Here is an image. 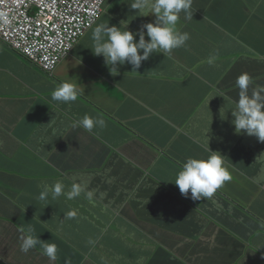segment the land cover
<instances>
[{"label": "crops", "instance_id": "crops-1", "mask_svg": "<svg viewBox=\"0 0 264 264\" xmlns=\"http://www.w3.org/2000/svg\"><path fill=\"white\" fill-rule=\"evenodd\" d=\"M195 1L197 13L189 21L183 19L181 27L198 31L205 39L202 78L222 68L237 70L250 61L263 71L264 84V61L259 58L264 56V0ZM150 14L139 20H150ZM56 74L77 84V96L85 97L88 104L54 102L51 94L60 79L45 76L0 41V264H40L41 253L20 250L19 227L31 224L35 235H49L71 220H63L70 210L77 212L76 217L100 215L120 230L125 243L111 249L119 252L118 264H148L151 260L152 264H264V146L230 132L217 151L231 164L234 181L229 185L225 181L210 198L193 201L181 197L167 176H174L189 158L188 138L177 131L164 133L160 126L164 120L161 111L187 106L176 89L168 91L169 106L162 105L161 93L152 87L124 98L141 78L125 70L112 76L102 61L91 66L66 61ZM23 100L30 101L28 108ZM96 107L115 111L116 130L126 141L98 157L80 176L55 175L34 154L26 167L25 161L13 157V146L23 144L21 139L31 134L36 142L44 135L45 128L33 122L37 111L48 122L65 112L63 123L72 125L85 114L96 113ZM134 127L155 135L152 147L141 157L127 140ZM83 133L77 127V135ZM86 141L76 138L74 152L89 155L92 145ZM3 145L12 147L3 151ZM26 168L29 172L20 178L19 172L25 175ZM52 179L69 189L80 183L94 192V199L89 201L82 193L71 201L52 199L51 195L38 200L41 189L31 183L40 186ZM93 252H70L68 260L72 264L106 262L104 257L95 258Z\"/></svg>", "mask_w": 264, "mask_h": 264}, {"label": "clouds", "instance_id": "clouds-1", "mask_svg": "<svg viewBox=\"0 0 264 264\" xmlns=\"http://www.w3.org/2000/svg\"><path fill=\"white\" fill-rule=\"evenodd\" d=\"M191 7L197 13L196 1L194 4L192 0H89L84 8V22L73 25L74 35L64 42L53 37L27 49H19L4 40L0 41L37 66L45 76L60 79L51 94L56 103L79 102L77 84L64 81L56 74L66 61L71 60L79 66H91L102 61L112 76L119 75L120 70L138 74L141 81L129 95H123L124 98L148 87L155 88L154 84L163 82L169 84L167 88H155L161 95L176 89L187 100V106L161 111L164 120L160 126L164 133L177 131L188 138L186 149L189 158L181 163L173 184L185 198L199 201L212 197L225 181L229 185L235 179L231 164L217 151L224 136L234 131L264 146V84L256 85V72L250 61L237 70L229 69V73L222 68L209 78H202L197 71L202 67L205 39L200 32L181 27L184 19L181 15ZM33 11L38 13L39 8L34 7ZM148 13H151L150 20H139ZM186 20L189 21V16ZM89 35L91 40L82 43ZM259 58L264 61V56ZM173 65L178 70H174ZM168 67L174 70L173 76L168 73ZM207 103L213 105L212 115L203 112ZM23 104L30 106V101L23 100ZM114 113L111 108L96 107V113L85 114L74 120L72 125H66L62 117L56 123L48 122L37 111L33 122L45 128L44 135L35 142L29 134L21 145L38 153L35 155L55 175L78 177L93 166L98 157L115 151L117 143L126 141L125 135L116 130L118 121ZM71 127L82 128L88 134L86 142L92 145L89 155L75 153L73 142L62 140L61 136L69 134ZM131 130L127 137L128 144L141 157L152 147L155 135L141 127ZM30 140L32 145L28 144ZM49 150L55 151L51 158L52 153L47 154ZM32 184L41 189L37 197L40 201H45L49 195L52 199L65 197L71 201L82 193L87 200L94 199V192L86 190L80 183H73L70 189L55 179L40 186ZM155 211L164 226L166 223L162 215L158 209L155 208ZM76 216L75 210L66 212L63 220H71L49 233L57 239L58 244L41 241L31 224L20 226V250L23 253H39L32 250L39 248L43 258L40 264L43 261L59 264V256L69 250L72 253L83 251L82 247L87 243L93 245L92 248L95 246L94 249L101 246V251L109 250L112 253L114 245H124V237L112 222L100 215ZM59 246L63 247L60 254L57 251ZM148 264H152V260Z\"/></svg>", "mask_w": 264, "mask_h": 264}, {"label": "built area", "instance_id": "built-area-1", "mask_svg": "<svg viewBox=\"0 0 264 264\" xmlns=\"http://www.w3.org/2000/svg\"><path fill=\"white\" fill-rule=\"evenodd\" d=\"M89 0H0V39L27 49L53 37L64 42L85 20ZM34 7L39 12L33 11ZM75 16V17H74Z\"/></svg>", "mask_w": 264, "mask_h": 264}, {"label": "rangeland", "instance_id": "rangeland-1", "mask_svg": "<svg viewBox=\"0 0 264 264\" xmlns=\"http://www.w3.org/2000/svg\"><path fill=\"white\" fill-rule=\"evenodd\" d=\"M195 14H196V12H195V10H194V8L193 7H191L187 12H185L184 14H182L181 16L184 18V19H186L188 16H189V18H191V17H193V16H195ZM228 23L229 24H231V21L230 20H228ZM91 40V36L89 35L88 37H86L83 41H82V43H85V42H88V41H90ZM84 47V45L82 46V48ZM79 51H81V49L79 50ZM194 61H196V62H198L199 61V59H194ZM172 68L174 69V70H178V67L176 66V65H173L172 66ZM254 70H255V72H256V85L257 86H263L262 85V81H261V77H262V70L260 69V68H257V67H254ZM230 72V70H228V72L227 73H229ZM59 85V84H58ZM162 99H163V101H164V103H162V105H164V106H169V105H171L172 104V102H171V100H170V95H169V93L168 92H166V93H163L162 94ZM79 102H83V103H86V104H88L87 103V100L85 99V97H80L79 98ZM29 106H27V108H28ZM51 108H53V105H51ZM63 115H66V113L65 112H61L60 114H59V116H58V118L57 119H55V120H51V122H54V123H56ZM61 138H62V140L64 141V142H69V143H71V142H74L75 141V139L76 138H87V140L89 139V137H88V134L86 133V132H84L80 137L77 135V128H73V127H71V131H70V133L69 134H67L66 136H61ZM12 146L11 145H3V151H8L10 148H11ZM14 148H13V151L15 152V151H17V152H22L23 150H24V147L21 145V144H17L16 146H13ZM34 154H36V155H38V153H34ZM53 156V153L50 155V158ZM65 185V184H64ZM67 186L65 185V188H66ZM38 236V235H37ZM39 239L41 240V241H44V242H49V243H55V244H58V241H57V239L55 238V237H52V236H50V235H48V234H46V233H42L41 235H39ZM92 246L93 245H90L89 243H87V244H85V245H83V251L86 253V252H88L89 250H91V248H92ZM95 247V246H94ZM94 247L92 248V250L94 251L93 253H94V255H95V258H99V257H104L105 259H106V262L104 263V264H118V260H117V255H118V253H112L111 251H109V250H106L104 253L100 250V248H102L101 246H99L97 249H94ZM33 251H36V250H38L39 251V253H41V251H40V249L38 248V249H32ZM69 252H70V250L69 251H67L65 254H63V256H59L57 259H58V262H59V264H66V262H69V260H68V257H69ZM111 258H116V261L115 262H112V261H110V259ZM41 264H48L47 262H41ZM70 264H72V263H70Z\"/></svg>", "mask_w": 264, "mask_h": 264}, {"label": "trees", "instance_id": "trees-1", "mask_svg": "<svg viewBox=\"0 0 264 264\" xmlns=\"http://www.w3.org/2000/svg\"><path fill=\"white\" fill-rule=\"evenodd\" d=\"M192 3L195 4V0H192ZM201 68H202V67H201ZM201 68L197 71L199 74H201ZM167 70H168V73H169L171 76H173V74H174V70H173L171 67H168ZM184 72H185V71H184ZM168 85H169L168 83L163 82V83H158L157 85L154 84V87H155V88H158V89H159V87L167 88ZM159 93H160V92H159ZM159 98L161 99V102L164 103V101H163V99H162V95H160ZM203 112H204L205 114H207V115H212V114H213V105H212V103H207V104L204 106V108H203ZM22 140H23L24 142H26L27 138H23ZM122 141H124V140H122ZM28 144L32 145V141H31V140L28 141ZM23 147H24V146H23ZM33 154H34V153H33L32 151H30L28 148L24 147V150H23L22 152H17V151L13 152V157H16V158L19 157L20 159H23V160H25V161H26V160L28 161V159H29L31 156H32V158L34 157L35 154H34V155H33ZM179 170H180V169L177 170V172L175 173L174 176H172V175L167 176V179L169 180V182H170V184L172 185L173 189H174L178 194H181V193L179 192V189L173 184V183L175 182V177H176V175H177V173H178ZM28 172H29V170L26 171L25 175H20V178L26 176V174H27ZM31 184H32V183H31ZM181 195H182V194H181ZM62 250H63V247H62V246H59V247L57 248V251L59 252V254L62 252Z\"/></svg>", "mask_w": 264, "mask_h": 264}]
</instances>
